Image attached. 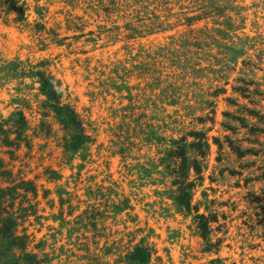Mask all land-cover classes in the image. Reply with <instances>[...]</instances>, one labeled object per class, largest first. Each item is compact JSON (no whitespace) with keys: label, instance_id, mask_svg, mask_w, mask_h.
Here are the masks:
<instances>
[{"label":"rangeland","instance_id":"obj_1","mask_svg":"<svg viewBox=\"0 0 264 264\" xmlns=\"http://www.w3.org/2000/svg\"><path fill=\"white\" fill-rule=\"evenodd\" d=\"M0 264H264V0H0Z\"/></svg>","mask_w":264,"mask_h":264},{"label":"trees","instance_id":"obj_2","mask_svg":"<svg viewBox=\"0 0 264 264\" xmlns=\"http://www.w3.org/2000/svg\"><path fill=\"white\" fill-rule=\"evenodd\" d=\"M42 80H43V91L45 93H47L50 98L59 99L61 92L59 91L58 88H56V86L53 82L54 78L52 76L46 77V76L42 75ZM75 117H76L75 113L72 112L70 120L75 121ZM182 149L184 151V148H182ZM185 160H187V156H185ZM187 164H188L187 162H184L185 168H187ZM185 173H186V171H185ZM185 176H186V174H185ZM191 185H192V183H190L189 186L185 188V190L182 192V195H180V197L178 198V203L180 206L185 205L187 207H190L192 194L188 191V188H190ZM200 217L204 220L202 222L203 227H205L207 229L209 219H207V217L203 214H201Z\"/></svg>","mask_w":264,"mask_h":264}]
</instances>
